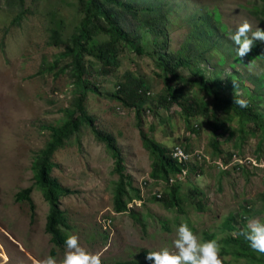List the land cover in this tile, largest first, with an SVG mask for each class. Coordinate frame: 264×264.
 Masks as SVG:
<instances>
[{
  "label": "rangeland",
  "instance_id": "1",
  "mask_svg": "<svg viewBox=\"0 0 264 264\" xmlns=\"http://www.w3.org/2000/svg\"><path fill=\"white\" fill-rule=\"evenodd\" d=\"M124 1L154 9L135 18L117 8L130 37L144 52L126 46L117 67L103 66L86 55L85 76L91 84L82 102L93 125L117 139L126 172L140 189L141 198L128 201L125 212L115 210L113 198L119 178L114 171L115 160L106 145L96 139L92 126L82 125L53 155L57 163L53 176L75 191L61 201L74 226L71 234L77 235L89 252L100 253L102 264H122L146 260L148 251L164 247L175 250L176 229L186 222L202 241L214 235L211 239L221 245L223 264H253L231 253L232 247L223 241L228 234L223 227L230 218L240 227L253 218L264 221V140L260 150L259 136L239 140L238 118L226 120L227 129L220 139L223 154L215 156V130L202 116L192 119L191 126L197 129L192 131L177 104L166 107L158 99L166 94L159 61L190 42V65L181 66V73L189 78H216L232 99H246V89L260 94L255 99L264 112V55L255 56L250 51L239 57L229 39L244 20L253 30L264 28V20L255 13L259 1ZM161 12L164 19L155 18L158 26L147 23ZM82 17L78 0H0V264H39L48 256L59 264L66 250L52 243L46 231L49 204L42 191L36 186L32 190L33 211L28 202L17 201L15 195L34 185L33 164L51 139L50 126L62 125L70 112L78 114L77 100L84 87L71 71V58H60ZM207 24L211 32L206 30V44L203 33H199ZM52 29H58L66 43H54ZM108 38L107 33H101L91 44ZM260 43L264 53V42ZM126 72L141 76L151 91L141 111V128L136 110L111 98ZM180 86L192 102L203 95L199 88ZM141 129L154 134L169 149L181 144L189 152V164L198 172L178 181L184 198L181 209L165 208L155 199L165 191V184L149 179L152 158L142 144ZM232 153L235 155L230 157ZM214 160L222 161L226 168ZM192 186L204 193V210L191 202L188 189Z\"/></svg>",
  "mask_w": 264,
  "mask_h": 264
},
{
  "label": "trees",
  "instance_id": "2",
  "mask_svg": "<svg viewBox=\"0 0 264 264\" xmlns=\"http://www.w3.org/2000/svg\"><path fill=\"white\" fill-rule=\"evenodd\" d=\"M257 1H259V7H257L255 13L264 20V0ZM78 4L83 12V17L60 58H71L69 63L71 71L76 76L78 82L84 87L83 94L77 100L78 114L76 112H70L69 119L62 125L50 126L51 139L40 150L33 164L35 170L34 185L18 191L15 195L17 201L24 200L28 202L31 211H33L35 205L31 197L32 190L36 186L42 191L45 200L49 204L46 231L51 235V241L56 246H65L66 236L71 234V230L74 228L65 211L61 208V201L63 197L73 194L75 191L63 186L59 179L53 176V169L57 166L53 155L65 145L66 141L73 134L80 131L82 125L88 124L92 126L96 139L106 145L115 160L114 171L119 175L113 198L115 210L117 212H125L128 210V201L130 202L133 199L138 200L141 198L140 189L134 186L131 177L126 172L125 159L117 139L112 134L104 133L97 129L93 125L92 117L84 110L82 100L88 90L89 84H91L90 79L85 76L87 73L85 56L91 55L95 57L103 66L117 67L120 65L121 51L126 46L131 47V49L138 53H143L144 50L141 44L130 37L129 32L124 26V21L117 14V8L124 14L135 18L140 14H144V12L153 13L152 11L154 9L151 7L136 6L132 2L124 0H78ZM215 14L219 19V14ZM162 15L163 13L161 12L159 17L149 18L147 23L158 26L155 18L161 20ZM207 15L211 16L210 11H208ZM206 30L208 33L211 32L208 24L206 25V29L200 30L199 34L203 33V38L207 44ZM101 33H107L109 38L103 42L91 44ZM159 33H161L160 30ZM192 37H195V35ZM51 39L57 44L66 43L62 37V33L58 29L51 30ZM251 52L255 56L264 55L260 41H256L253 44ZM167 57V59H161L159 61L166 84V94H160L158 100L166 107L177 104L181 108L180 113L185 119L188 128L192 131H197L195 127L191 126L192 119L201 115L202 119L215 130V136L212 139L215 156H222L223 154L220 139L225 135L227 129L226 120H235L236 118H238L241 131L238 134V139L244 140L251 136H259L261 140L259 141L257 149L260 150L262 148L261 143L264 140V112L259 108L260 102L255 99L260 94L255 95L246 89L244 92L248 106L241 108L239 105L233 103L234 99L226 94L225 86H222L221 82L216 78L206 79L204 76H201L202 78L197 79L186 77L179 69L181 66L188 67L190 65V59L192 57L190 42L184 44L180 50H177L173 55L169 54ZM60 59L56 60L54 65H58ZM181 84L190 88H199L203 95L195 102H192L189 94L183 93ZM150 94L151 91L149 90L147 82L141 76H134L132 73L126 72L125 80L119 82V88L111 95V98L121 101L127 107L134 108L139 118L138 126L141 128V111L144 105L149 102L148 96ZM153 129L154 127L152 126ZM141 138L144 148L152 158L150 178L155 183H159L158 180H161L165 184V191H161L160 196H158L159 193L156 194L155 199L161 201L165 208L181 209L184 198L182 197L181 185L178 181L186 178L192 172L198 171H196L195 167L190 166L189 161H180L174 156V151L177 146H180L185 152H189L181 144H176L169 149L158 141L154 134H148L143 129H141ZM203 155L210 162L209 157L205 154ZM232 155L234 156L235 154L232 153L230 157ZM257 159L259 160L261 158ZM213 162L218 165L221 164V167L226 168L222 165V161L214 160ZM237 166L240 168L242 164H237ZM223 171L225 172V170ZM188 194L190 195L191 202L195 204L198 210H204L202 196L204 193L197 186H192L188 189ZM231 219L226 220L223 227L228 232L227 237L223 241L229 247H232L231 253L236 255V258L245 257L253 264H264V254L253 251L249 246V242L241 235L242 231L246 230V226H237ZM231 231L235 233H229ZM213 237V234H209L206 240H211ZM122 264H152V262L146 259L140 262L126 261Z\"/></svg>",
  "mask_w": 264,
  "mask_h": 264
},
{
  "label": "clouds",
  "instance_id": "3",
  "mask_svg": "<svg viewBox=\"0 0 264 264\" xmlns=\"http://www.w3.org/2000/svg\"><path fill=\"white\" fill-rule=\"evenodd\" d=\"M229 39L236 46L237 55H247L256 41L264 42V28L257 27L244 20L235 29ZM235 83V82H234ZM233 103L241 108L248 106V101L234 96ZM152 179V178H151ZM174 249L164 247L156 251H148L146 259L152 264H223L220 257L221 245L217 239L201 240L186 222H181L176 229ZM241 235L249 242L250 248L264 254V221L250 219L246 230ZM65 253L59 264H102L100 253H91L79 243L75 234H68L65 239ZM7 260V257H4ZM39 264H58L56 258L48 256Z\"/></svg>",
  "mask_w": 264,
  "mask_h": 264
},
{
  "label": "built area",
  "instance_id": "4",
  "mask_svg": "<svg viewBox=\"0 0 264 264\" xmlns=\"http://www.w3.org/2000/svg\"><path fill=\"white\" fill-rule=\"evenodd\" d=\"M174 156H176L180 161H189V157H190V154L185 152V150L180 147V146H177L175 148V151H174ZM209 161V160H208ZM151 179V178H150ZM161 181V180H160ZM158 196H160V193L158 194Z\"/></svg>",
  "mask_w": 264,
  "mask_h": 264
}]
</instances>
